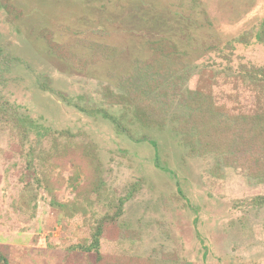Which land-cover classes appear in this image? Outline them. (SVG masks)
Returning <instances> with one entry per match:
<instances>
[{
	"label": "rangeland",
	"instance_id": "1",
	"mask_svg": "<svg viewBox=\"0 0 264 264\" xmlns=\"http://www.w3.org/2000/svg\"><path fill=\"white\" fill-rule=\"evenodd\" d=\"M0 264H264V0H0Z\"/></svg>",
	"mask_w": 264,
	"mask_h": 264
},
{
	"label": "trees",
	"instance_id": "2",
	"mask_svg": "<svg viewBox=\"0 0 264 264\" xmlns=\"http://www.w3.org/2000/svg\"><path fill=\"white\" fill-rule=\"evenodd\" d=\"M98 242V241H97Z\"/></svg>",
	"mask_w": 264,
	"mask_h": 264
}]
</instances>
